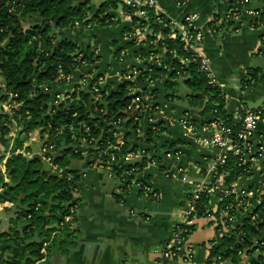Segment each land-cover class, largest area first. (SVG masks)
Segmentation results:
<instances>
[{"label": "trees", "instance_id": "trees-1", "mask_svg": "<svg viewBox=\"0 0 264 264\" xmlns=\"http://www.w3.org/2000/svg\"><path fill=\"white\" fill-rule=\"evenodd\" d=\"M73 1L0 0V101H8L11 106L10 112L0 115V146L3 148L0 163L9 152L4 162L6 170L5 172L0 170V201L16 204L18 212L14 222L23 224L20 229L13 228L8 234H0V248L7 242L16 243L20 231L27 235L41 228L44 219L47 224H56L57 227L64 225V217L69 213V208L76 205L73 191L79 180V170L71 165V160L83 158L82 151H77L76 147L82 145L85 140L90 142L87 144L88 155L98 164L110 165L111 171L120 179L122 189L126 190L132 176L147 179L141 174V170L147 162L153 160V157L142 156L130 161H124L122 158L125 153L138 150L139 143L157 140L161 130L162 125L155 122L141 125L144 115L153 117L156 110V105L145 98L155 91L144 88L142 92L131 93L128 89L129 86L139 84L143 78L152 81L168 76L165 85L166 88L172 89L166 95L169 99L175 97L176 92L173 88L181 80L194 90L188 95L191 103H197L201 97L206 99L201 115H208L209 111L215 109L217 115L226 122L233 121V114L224 108L225 99L220 86L207 83L204 74L198 70L197 62L191 60L189 54L182 50L179 40L166 38L169 27L159 24L157 20L158 17H166L163 14H156L153 8L145 5L137 8L145 9L147 12L143 23L151 31L148 39L159 36L157 45H149L148 53L158 52L165 46L167 52L162 65H147L145 70L140 69L134 82L118 83L116 89L108 96L103 94L102 99L107 96L116 102L107 109L101 104L102 99L96 102L92 99V109L89 112L91 93L78 85L72 91L66 92L63 100L59 99L58 103H53L55 93L49 84L55 80L64 81L75 66L82 61L90 60L87 52L81 54L82 51L75 42L67 38L58 39L55 30L74 26L76 21L84 24L96 21L101 25H109L113 20L108 10L117 8L118 4L127 11L137 9L121 0H103L95 10L87 5L88 0L81 5L72 6ZM35 17H39L40 22H33ZM132 18L134 19V16ZM227 25H231V22ZM130 30L131 28L128 31ZM260 37L263 39L262 49L259 51H263L264 54V35ZM133 43L134 41H129L126 45L131 47ZM140 51L144 52L142 49ZM184 58L190 59L189 62L184 61ZM167 65L171 68H167ZM257 84L264 86V71L261 67H250L248 74L241 80L240 90ZM9 93L15 95L9 98ZM134 98H138L136 103H132ZM129 104H132L133 108L138 107L133 110V117L124 114V108ZM143 105L148 107L141 110ZM117 118L122 120L121 126L126 128L123 133L124 142L119 150L109 148L111 144H117L114 134L116 128L112 125ZM14 124L18 127L17 133L24 135L15 137L9 148L10 139L7 135ZM154 125L160 129L156 131L152 128ZM86 126L89 128L88 132L84 130ZM139 126L142 135L137 133ZM37 128L47 133L44 145L46 147L52 145L50 150H56V154L51 156V161L58 169L57 177H48L41 172L39 157H28L18 151L26 149L23 145L28 133ZM104 150L115 154V162L112 164L109 162V155L105 154ZM131 168L136 169L135 175L126 174ZM223 170L227 171V176L224 177L227 184H231L244 173L234 157H229ZM5 175L8 181H5ZM260 197V202L234 225L229 233H219L220 226H216L215 237L209 241L210 247L205 261L207 264H212L213 261H216V264H264V191ZM49 198L52 203L48 202ZM233 200L234 194L223 197L217 202L216 210H213L209 204V197L200 193L198 200L195 201L197 215L201 217L211 214L217 218L224 206ZM228 215H234L232 210ZM194 227L189 226L186 235ZM54 229L55 227H52L45 231ZM68 237L69 233H66L62 238L65 252L74 244ZM41 245L42 242L29 245L31 258H26L25 264H33L36 259L42 257ZM0 264L18 263L2 259Z\"/></svg>", "mask_w": 264, "mask_h": 264}, {"label": "crops", "instance_id": "crops-1", "mask_svg": "<svg viewBox=\"0 0 264 264\" xmlns=\"http://www.w3.org/2000/svg\"><path fill=\"white\" fill-rule=\"evenodd\" d=\"M123 1L141 3L146 0ZM239 1L185 0V4L180 6L182 8L177 10L168 0H155L154 7L156 13L177 21H181L187 13L196 12L198 14L195 24L203 32L200 50L210 60L211 72L225 99L224 108L231 114L238 110L239 105L255 108L264 101L263 85L240 90L241 80L248 74V69L260 67L252 64H258L257 57L259 54H263V51H259V49H262L263 38L260 36L264 35V27H258L254 24L255 17L249 13V10L263 8L264 0H250L247 5L243 6L239 5ZM97 7L92 6L91 9L95 10ZM231 7H238L240 11L238 18L231 22V25L224 26L217 23L219 30L212 32L209 25L211 20L220 19ZM121 8L122 5L120 10ZM120 10L117 14L111 13L118 19L106 25L108 28H112L116 23L115 30L109 32L104 28L100 32L97 30V33L91 34L93 37L100 36V40L104 43L103 46L97 41L91 45L89 39L83 45V41L80 40L83 36L80 35L82 31L79 35L76 34L79 25L55 30V36L58 39L67 38L75 42L79 50L82 51L81 54L85 51L90 58L82 70L73 71L72 81H76L81 72L95 76L107 71L111 74L106 83L107 96L116 89L118 83L130 81L119 77L117 73L145 70L147 65L161 66L167 52V49L166 52L162 51L163 47H161L158 52L148 53L149 45L146 40L134 42L131 47H127L126 44L129 42L127 32L132 26V21L130 18L120 17L118 14ZM34 21L40 22V18L35 17L33 18ZM120 21L124 23L122 26L119 24ZM141 49L144 52H141ZM157 60H161V65L156 63ZM167 68H171V66L167 65ZM138 75H135L132 82L137 79ZM166 79L169 77L152 81L143 78L139 84L136 83L128 88L131 93L142 92L144 88L152 92L155 91L149 102L156 105V111L153 114L158 112L161 115L160 123L154 117V122L162 125L161 130L157 140L151 143L141 142L139 148L148 149L147 157H153V161L147 162L143 166L141 174L146 176V181L159 193V200L155 201L147 194L136 190L128 192L122 189L121 181L117 175L106 166L96 163L93 157L88 155L87 146H77V151H82L83 158L72 164L79 170V180L73 191L76 207L71 220L65 221L64 225L61 224L60 227H57L56 224H47L44 219L42 227L34 230V232L24 235L20 231L16 243L7 242L0 248V260H12L18 264H25L24 260L28 257L31 258L29 245L34 242H42L40 249L42 257L36 259L33 264L152 263L154 259L152 250L163 246L172 238L173 225L180 220L183 202L186 200L193 183L203 178L202 157L215 153L212 147L185 138L179 124L169 123L185 112L195 123L206 119L207 115H201L206 99L201 97L197 103H191L188 98L190 93L180 87L183 84L181 80L179 88L176 86L178 91L175 97L169 99L166 97L168 94L165 85ZM49 86L53 93L65 95L66 92L71 91L73 83L66 84L63 81L55 80ZM146 124L144 115L141 125ZM122 128L125 132L126 128L124 126ZM38 129L40 128L33 130V133L31 132L25 139L23 146L26 149L23 148L18 151L28 157L36 156L45 160L50 166L51 172L57 173L58 169L51 161V156L56 154V150H50L48 154L43 153L42 156L40 143L47 138V133L41 129V133L38 132L37 137L36 131ZM138 129L139 132L137 133L142 135L141 127L139 126ZM257 133L264 134V124L259 125ZM203 135L206 136L207 133ZM2 149L0 146V155ZM169 149L180 150V157L163 156V153ZM4 162L5 158L0 163L2 172L6 170ZM178 166L183 167L184 171L176 173ZM263 166L264 162L260 165L259 170L250 176H254V173L263 170ZM166 171L174 172L175 176H165ZM5 181H8L6 175ZM233 185L236 190H241L254 184L252 182L240 184L236 179ZM209 204L212 209L216 207V199L213 196L209 198ZM17 212L16 204L0 201V234H8L13 228L20 229V226L23 225L22 222L17 224L14 222ZM243 217H238L236 214L233 218L232 228ZM199 220V218L196 220L195 227L190 233L196 231L198 227H204L206 221L199 223ZM209 222L211 233L206 239H190V242L200 244L201 248L196 250L194 254V247H192L193 260L189 264H204L207 259L209 241L216 234V228L211 218ZM52 227H55L53 231H45ZM42 230L43 232H41ZM66 233H69L68 239L74 243L67 252L63 251L62 243V238L65 237ZM167 264H179V262L170 260Z\"/></svg>", "mask_w": 264, "mask_h": 264}, {"label": "built area", "instance_id": "built-area-1", "mask_svg": "<svg viewBox=\"0 0 264 264\" xmlns=\"http://www.w3.org/2000/svg\"><path fill=\"white\" fill-rule=\"evenodd\" d=\"M126 5L137 8L140 6H148L154 9L155 0H146L145 2H135V1H123ZM250 0H240L239 5H247ZM180 5L185 4V0H177ZM121 15L126 18H130L132 21L131 30L127 32V38L129 41L139 42L146 40L148 45H154L158 42V35L152 39H148L151 31L148 30L147 26L144 25L143 20L146 19V10L137 8L134 10H125L121 8ZM249 13L253 14L255 17L254 24L257 26H264V7L260 9H250ZM159 14V13H156ZM240 11L238 7L229 8L225 14L220 18H215L210 22V30L212 32H217L219 30L218 24L227 25L238 18ZM134 16V19L132 18ZM198 14L195 12L187 13L183 16L181 21L172 20L168 18L158 17V23L169 27V32L166 35L168 39H178L181 43L182 50L189 54L191 60L196 61L198 64V70L204 74L209 85H216V79L211 72L210 60L205 56L200 50V44L203 38L202 30L195 24ZM118 19L115 15H112L111 20L116 21ZM79 25V22H75L74 26ZM162 51L166 52V47L162 46ZM188 58L183 60L189 62ZM86 61H82L81 64L74 67L75 70H82ZM157 64L161 65V60L156 61ZM72 71V73H73ZM138 70H131L130 72H125L123 74H118L119 77L125 80H130L139 74ZM67 75L64 78L66 84H72L73 88L78 85L82 89H88L91 93L93 102L100 101L103 98V94L107 95L108 89L106 88L107 80L111 77V74L107 71L91 76L86 72H81L79 78L76 81L73 80V74ZM104 85L102 90L101 85ZM73 88L70 90L72 91ZM102 91V93H101ZM9 98L14 96V93H9ZM152 95H146V99H151ZM64 95L55 94L53 103H58V100H63ZM138 98H134L132 103H136ZM10 102L0 101V115L10 112ZM148 106L143 105L141 110H145ZM138 109L137 106L132 107V104L127 105L124 108L125 113H133V110ZM103 111V109L101 110ZM139 111V110H138ZM156 111V110H155ZM154 111V112H155ZM146 122H154V117H150L145 114ZM122 120L117 118L112 122V125L116 128V140L117 144H111L109 148L119 150L120 145L123 144V128L121 126ZM170 124L177 123L182 128V135L185 138H189L194 142H201L205 146L212 147L215 150L213 155H207L202 157V171L203 178L199 181L193 183L190 192L183 202L182 211L180 213V220L173 225V236L172 238L163 244V246L156 247L152 250L154 254V259L151 264H167L170 260H175L179 264H189L193 260V248L190 244L186 242V233L188 227L194 225L196 220L199 218L196 211V203L200 193L206 194L209 198L214 197L217 202L227 197L230 194H234V200L227 203L224 209L219 212V216L216 218L214 215L209 214L211 221L216 226H220L218 229L219 233L225 234L231 231L233 226V218L236 213H244V216L248 215V212L260 202L261 194L264 191L263 183L257 184L256 186L246 187L241 190H236L233 183L227 184L224 181V177L227 176V171L223 170L224 166L227 165L229 157H234L238 160L239 166L244 172L241 176H250L256 170H259L260 165L264 162V134L257 133L260 124H264V101L263 103L255 108H247L244 105H239L238 110L233 114V121L226 122L223 118L217 115L215 109L209 111L207 118L201 120L199 123H195L191 120L188 113H183L180 117L171 120ZM153 129L158 131L160 128L155 125L152 126ZM18 127L14 126L10 129L7 138L10 139V146H12L13 139L20 135L22 137L24 134L17 133ZM38 129L36 132H39ZM85 132H88L89 128L86 126L84 128ZM139 132V129H137ZM31 133V132H30ZM28 133V136L29 134ZM33 133V132H32ZM124 133V131H123ZM207 133L206 136L203 134ZM87 140L83 142L81 146H88ZM53 146L46 147L41 146L40 153L49 152ZM105 154L109 155V162L112 164L116 160L114 153H108L104 150ZM165 157H180L181 151L178 149H169L163 153ZM148 153L143 148H139L136 151H129L123 155L124 161H130L133 159H139L142 156L147 157ZM9 156V152L6 153V157ZM153 161V160H152ZM156 161V160H155ZM111 171V166H106ZM1 170V169H0ZM135 168H131L126 172L127 175H135ZM184 168L178 166L176 168V173L183 172ZM4 172V171H3ZM112 172V171H111ZM135 172V173H134ZM165 176L173 177L175 173L172 171H166ZM240 176V177H241ZM239 178V177H238ZM237 178V179H238ZM141 191V193L147 194L153 200L158 201L160 196L159 193L154 190L151 185L139 177L132 176L126 185V191ZM76 205L69 208V213L64 217V221H70L72 214L75 210ZM233 212V216H229L228 212ZM242 255L241 252H238ZM220 258V256H218ZM246 260V258H244ZM204 264H207L206 262ZM212 264H216L213 261Z\"/></svg>", "mask_w": 264, "mask_h": 264}, {"label": "rangeland", "instance_id": "rangeland-1", "mask_svg": "<svg viewBox=\"0 0 264 264\" xmlns=\"http://www.w3.org/2000/svg\"><path fill=\"white\" fill-rule=\"evenodd\" d=\"M102 1L103 0H88V4L87 5L92 8V6H98ZM168 1L171 2V4H173L176 7L175 9L180 10L182 8V7H180L182 5L178 4L176 0H168ZM120 7H121V4H119L118 8L109 9L108 12L109 13H113V14L114 13L117 14V12L120 10ZM118 14H119L120 17L125 18L123 15H121V13H118ZM121 22H123V21H120V23H119L120 26H122L124 24V23H121ZM262 27H264V26H262ZM104 28H106L107 31L111 32V31L115 30L116 23H114L112 28H108L106 25H100L99 23H97L95 21L90 22L89 24H84L83 22L79 21V27L76 29V32H77L76 34L79 35L81 33V31H82V33L80 35H83V36L80 38V40L83 41V45L89 39L91 45H94L95 42L97 41L98 44L103 46L104 43L100 40V36L93 37V36H91V34L97 33V30H99V32H100V30H103ZM257 58H258V64H252V65H259L261 67V69L264 71V54H259ZM259 85L260 84H257V86H259ZM179 86H180V84L177 85L178 88H179ZM177 87L173 88V90L175 92L178 91ZM180 87H183V89H185L189 93L194 91L190 86H188L186 84H181ZM171 90H172L171 88H166V92L167 93H170ZM39 133H40V131H39ZM36 136L38 137V132H37ZM75 162H79V160L78 159H72L71 160V165L74 164ZM253 175L254 176L238 178V182L240 184H248V183L252 182L254 184L253 186H256L257 184L259 185L261 181H262V183H264V166H263V170H261L260 172L254 173ZM236 214L238 215V217L245 215L244 213H241V212L240 213H236ZM199 219H200L199 223H201L203 221H206V224L203 227L204 229L198 227V229L196 231L194 230L190 234L188 233L186 235V239H187L186 242L189 243L192 247H194V254H195V251L196 250H200L201 247H200V244H196L195 242H193V243L190 242V239H195V240H197V239H206L207 236L211 233V231L209 229L210 228V222H209L210 218L208 217V215L201 216V217H199ZM207 222H209V223H207Z\"/></svg>", "mask_w": 264, "mask_h": 264}, {"label": "water", "instance_id": "water-1", "mask_svg": "<svg viewBox=\"0 0 264 264\" xmlns=\"http://www.w3.org/2000/svg\"><path fill=\"white\" fill-rule=\"evenodd\" d=\"M85 3V0H75L73 1L71 4L72 6L74 5H81ZM101 88L103 89L104 88V85L102 84L101 85ZM130 95V94H129ZM91 101H92V96L90 97V100H89V109L88 111L91 112V109H92V104H91ZM115 101H109V98L106 96L104 99L101 100V104L104 106L105 109H107L108 106H113L115 105ZM126 116H129V117H133L134 114H128V113H124ZM153 117L157 118L158 119V123L161 122L160 118H161V115L160 113H154L153 114ZM165 121V120H164ZM41 133V132H40ZM47 141V138L43 139V141L40 143V146H44V144L46 143ZM41 160V172L45 173L48 177L49 176H59L58 173H53L51 172V169H50V166L47 164V162L43 159H40ZM51 201V198H49L48 202L50 203Z\"/></svg>", "mask_w": 264, "mask_h": 264}]
</instances>
